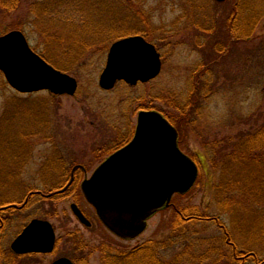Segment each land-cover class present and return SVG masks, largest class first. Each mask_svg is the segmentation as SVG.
Wrapping results in <instances>:
<instances>
[{"label": "rangeland", "instance_id": "obj_1", "mask_svg": "<svg viewBox=\"0 0 264 264\" xmlns=\"http://www.w3.org/2000/svg\"><path fill=\"white\" fill-rule=\"evenodd\" d=\"M241 1L263 13L250 39L221 56L214 51V43L227 44L222 35L226 14ZM49 3L56 7L66 3L65 18L70 21L59 18L55 23L40 16L36 7ZM78 11L85 12L86 24L77 22ZM13 30L26 32L32 47L44 52L56 69H70L80 88L75 96H53L47 91L20 94L0 73L3 206L22 200L30 189L43 190L41 169L46 166V174L53 176L63 155L72 164L79 158L72 160L70 155L87 149L92 160L85 162L91 163L93 171L102 155L95 158L92 148L109 145L128 133L141 110L157 108L179 118L180 111L195 101L189 123L178 129L180 148L196 161L199 177L194 188L176 196L173 203L197 208L203 218L180 223L175 210L168 209L153 217L139 238L123 240L98 221L91 207L85 206L94 224L88 229L74 217L69 201H43L25 213L2 215L7 222L0 244L9 249L31 219L38 217L56 227L61 239L57 252L14 264H51L56 254L76 258L77 240L87 246L78 251V257L88 258L85 264H103V245L115 254L148 245L170 264H264V130L256 135L264 126V0H0V36ZM126 33L150 36L162 53V72L148 84L131 88L119 84L104 91L99 76L109 47L96 53L91 44ZM76 41L81 46L78 56L73 54ZM21 167L27 193L18 186ZM220 224L236 242L235 259L220 258L221 251L226 255L230 249ZM74 229L80 234L72 239L68 231ZM9 257L6 261L3 255L8 264Z\"/></svg>", "mask_w": 264, "mask_h": 264}, {"label": "water", "instance_id": "obj_2", "mask_svg": "<svg viewBox=\"0 0 264 264\" xmlns=\"http://www.w3.org/2000/svg\"><path fill=\"white\" fill-rule=\"evenodd\" d=\"M225 2L226 0H216ZM161 55L140 36L115 43L99 80L106 91L117 82L147 83L159 76ZM0 71L19 93L49 91L74 96L77 80L56 70L35 53L25 35L12 31L0 37ZM199 168L179 147V132L163 113L139 112L133 140L108 157L82 185L87 201L101 222L123 239H136L148 221L170 206L176 194H187L196 184ZM73 210L82 223H91L77 206ZM56 241L51 223L33 220L12 244L20 255L52 253ZM53 264H73L62 258Z\"/></svg>", "mask_w": 264, "mask_h": 264}, {"label": "flooded vegetation", "instance_id": "obj_3", "mask_svg": "<svg viewBox=\"0 0 264 264\" xmlns=\"http://www.w3.org/2000/svg\"><path fill=\"white\" fill-rule=\"evenodd\" d=\"M49 4H52V5H45V8H39V7L35 6L36 10H38L40 12L39 13L37 11L40 14V16H43V18H46V19L48 18L47 20H49V21H52V22L55 21V23L57 22L56 20L59 18H63V19H65V21H70L67 18H65V15L67 14L66 3L57 4V5H59L58 7L54 6L55 3H49ZM60 5L62 8L60 7ZM38 13H36V14L38 15ZM77 14L80 17L79 21H77L78 23H80L81 25H84L88 22V20L85 18V12H79L78 11ZM49 18H51V19L53 18L55 20H50ZM22 32L25 34L27 41H28L29 45L31 46V48L35 52L39 53L41 56L45 57L46 54H44V52L40 53L34 47H32L31 43L29 42V37H28L27 33L24 31H22ZM114 36L115 35H112L110 39H109V37H107L106 40H104V41H97L96 44H91L94 47L93 50L97 49L96 53H98V52L101 53V52L106 51L109 47L108 52H107V56H108L112 46L116 42L123 40L125 38L131 37V34L128 35V33H126L125 36H121L120 38L113 40ZM132 36H134V35H132ZM138 36L143 37L147 42L154 44L155 47L158 48V46L153 42V40L150 38V36L147 35L146 33L138 34ZM111 39H112V41H111ZM77 45H79L77 43V41L74 42L75 53H73V54H76V56H78L77 54H80V52H81V50H80L81 46L78 47ZM68 58H70V57H68ZM77 58H74V61ZM70 71H71L70 69H67V71H63V72H65L67 74H71V73H69ZM119 84H122L125 87H129L126 83H123V82H121ZM139 85H142V84L139 83L137 86H139ZM135 129H136V125L133 126V128L128 133L125 132L126 134H123L122 136L116 138L115 140H112L109 145L108 144L100 145V146H97L96 148H92V152L95 153V156H94L95 158L99 159V156L102 155L101 162L93 169V171H90L91 166H92L91 163L89 164V163L85 162V159H87L89 161L92 160L90 155L87 156V154L89 153L87 151V149H85L82 153L78 154L77 152H74L73 156L70 155L72 160L75 158H79V161H75L74 163L72 162V164L67 162L65 155L61 156L60 160H59L60 163L58 165V169L56 171L53 169L52 173H55V174L51 177H49V174L48 173L46 174V172H45V169L47 170L46 166L43 167L41 169V175L43 176V186H45V188H42L43 190H38V189L32 190V189H30V191L27 193L28 187L24 186L22 179H21L22 172L24 171V168L21 167V169L18 170V176L21 180L19 182L18 186L20 188L23 187L24 188L23 193H27V194L24 198H22V200L19 199L16 202H11V203L6 204L4 206L2 205V203L4 201H0V234L4 230L6 222H7L6 218L2 216V215H4V213H7V211L11 212V214H14L16 212L17 213H25V211L28 208L33 207V205H35V204L42 203L43 201L50 202V203H61V202L66 201V200L69 201L70 202V209H71L74 217L79 221V223L81 225H83L85 227V224L81 223V221L78 219V217L76 216V214L73 210V206L75 205L80 210V212L84 215V217L91 223V227L90 228L88 227V229H91L94 224L92 222L91 214L88 212V210L85 207V206H88V207H91V206L87 203V201L83 195L82 185L85 181L89 180L92 177L93 172L98 168L99 165H101L104 162V160L107 157H109L111 154L117 152L118 150L122 149L123 147L128 145L133 140L134 135H135V131H136ZM96 144H98V142H96ZM64 149L66 150L65 147H64ZM61 151H63L62 148H61ZM68 157H69V155H68ZM10 177L12 178V174H10ZM50 179H52V180H50ZM47 187H49V188H47ZM36 199H37V201H36ZM82 206H84V207H82ZM91 209H92V207H91ZM93 212H94V210H93ZM56 213H58L57 210H56ZM94 214H95V212H94ZM95 216H96V214H95ZM56 218L61 220L62 219L61 214H59V216H57ZM33 219H31V221ZM44 220L50 221L49 219H44ZM25 227L23 228V230L25 229ZM60 229H64V227H60ZM54 230L56 233L57 230H56L55 226H54ZM68 233H69L68 237H70L72 239L77 238L80 234L78 229L69 230ZM17 237H18V235L16 236V238ZM84 239L85 238H83V240ZM60 241H61V239L56 235V244L54 246V250L52 253H47V254L18 255L17 253H14L12 250L13 242L11 243V246L9 249H7V247H5L4 245L0 244V263L1 264H8L6 261L8 260V255L11 254L10 253L11 251L13 252L12 254H14V255H10L9 264H14L15 260H22V259H25L28 257H33L35 255H47V256L54 255L57 252V246H58ZM82 243H83V241L78 242V240L76 243H74L76 245V248H75L76 251L74 250V252H75L74 254L77 255L76 258L75 257L74 258L69 257V255L67 256V255L56 254L55 259L51 262V264H53L54 262H56L57 260L62 259V258H68L73 264L88 263L87 257L86 258L81 257V256L78 257V251H85L84 249H85V247H87L85 245V243H83V247H82ZM3 255L5 256L6 261L3 259ZM2 262H4V263H2Z\"/></svg>", "mask_w": 264, "mask_h": 264}, {"label": "trees", "instance_id": "obj_4", "mask_svg": "<svg viewBox=\"0 0 264 264\" xmlns=\"http://www.w3.org/2000/svg\"><path fill=\"white\" fill-rule=\"evenodd\" d=\"M242 3L243 1H241V3L239 2L238 6L232 7L231 10L226 14V24L223 25V29L225 32L222 34L224 35L225 42H227L225 47L220 46V44H218V40L214 43L216 44V46H214V51L216 50L221 56H225L227 53H230V49L232 50V48H237V46L240 47L242 43H246L250 39V36L254 31V28L257 26L263 13H260V11L256 9V7H251L250 5L245 6ZM194 104H196L195 101L191 105H187L185 108H183L179 113V118L173 116V114L170 115L168 112H163L167 116V118L180 129L184 125L189 123V117L192 110L191 108ZM263 130L264 126L256 135L258 136ZM26 138L27 135L25 136V139ZM232 155H235L236 158L237 151L233 150ZM174 210L176 213V217L178 218V221L180 223H184L186 221L193 222L195 220H203L197 208L188 207L184 209L175 205ZM214 220L220 222L219 218H216ZM220 226L222 228H225L224 230L227 238L226 244L230 247V249L228 250V254L225 255L222 253V251L220 252V258L235 259L238 256V247L233 243L235 241H233V239L230 237V233L228 232L227 228L223 224H220ZM147 246L148 245H144L130 253L115 254L111 247L103 245V247L101 248L102 262L103 264H129L132 262H137L139 264H170L171 261L166 260L163 257L162 259L160 258L159 254L156 252L158 251L156 248ZM231 250H233L234 253H231ZM10 255L14 254L11 253ZM252 256L256 258L255 254H252ZM208 257H206L203 261L208 259ZM176 261L181 260L178 259ZM181 263L182 261L180 262V264Z\"/></svg>", "mask_w": 264, "mask_h": 264}]
</instances>
